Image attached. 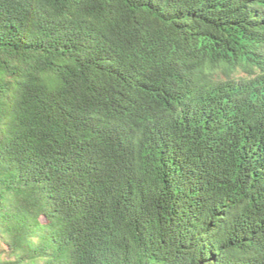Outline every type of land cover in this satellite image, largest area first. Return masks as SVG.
<instances>
[{
	"label": "trees",
	"instance_id": "16d2710c",
	"mask_svg": "<svg viewBox=\"0 0 264 264\" xmlns=\"http://www.w3.org/2000/svg\"><path fill=\"white\" fill-rule=\"evenodd\" d=\"M0 264H264V0H0Z\"/></svg>",
	"mask_w": 264,
	"mask_h": 264
}]
</instances>
